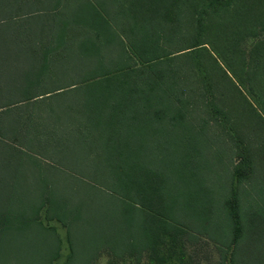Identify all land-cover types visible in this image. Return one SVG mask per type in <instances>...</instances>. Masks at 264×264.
Listing matches in <instances>:
<instances>
[{
    "label": "trees",
    "instance_id": "16d2710c",
    "mask_svg": "<svg viewBox=\"0 0 264 264\" xmlns=\"http://www.w3.org/2000/svg\"><path fill=\"white\" fill-rule=\"evenodd\" d=\"M212 135L239 157L238 236L240 182L264 185V0H0V264L58 257L43 206L65 264L156 249L205 209Z\"/></svg>",
    "mask_w": 264,
    "mask_h": 264
},
{
    "label": "rangeland",
    "instance_id": "374dc122",
    "mask_svg": "<svg viewBox=\"0 0 264 264\" xmlns=\"http://www.w3.org/2000/svg\"><path fill=\"white\" fill-rule=\"evenodd\" d=\"M253 41L248 38L244 45L248 48ZM209 137L203 145H198L203 149L202 160L205 159L206 165L199 175L200 193L195 198L197 205H204L205 209L186 211L181 216V230L170 231L156 249L132 255L101 251L92 264H264V185L259 188L246 180L240 182L238 212L243 230L234 236L226 207L230 176L226 162H237L239 157L227 144L224 147L222 137ZM216 153L220 154L222 163L216 160ZM255 171L258 172V167ZM253 181L258 185L257 180ZM38 218L54 228L59 237L60 250L52 264H65L70 253L65 226L57 219L48 218L46 206L39 210ZM83 254L72 264H85L87 255Z\"/></svg>",
    "mask_w": 264,
    "mask_h": 264
}]
</instances>
